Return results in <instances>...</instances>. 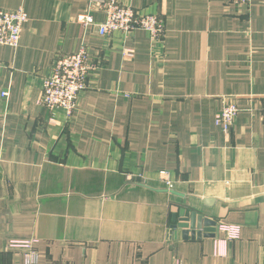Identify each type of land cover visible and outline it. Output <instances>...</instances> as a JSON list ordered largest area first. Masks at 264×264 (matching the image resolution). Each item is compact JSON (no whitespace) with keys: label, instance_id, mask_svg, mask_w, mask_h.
<instances>
[{"label":"crops","instance_id":"1","mask_svg":"<svg viewBox=\"0 0 264 264\" xmlns=\"http://www.w3.org/2000/svg\"><path fill=\"white\" fill-rule=\"evenodd\" d=\"M88 1L0 0L27 15L0 45V264L31 239L34 264H264V0H119L163 19L160 59L141 29L81 28ZM80 47L101 66L69 119L49 115L33 73ZM180 211L214 235L184 238Z\"/></svg>","mask_w":264,"mask_h":264},{"label":"built area","instance_id":"2","mask_svg":"<svg viewBox=\"0 0 264 264\" xmlns=\"http://www.w3.org/2000/svg\"><path fill=\"white\" fill-rule=\"evenodd\" d=\"M236 5L248 7L251 0H228ZM94 11L103 15L101 21L92 17ZM27 21L23 7L15 9L0 8V45L15 47L18 45L22 27ZM76 22L83 29H93L100 36H109L114 32L128 35L136 29L145 31L151 42V55L160 59L164 52L165 25L157 14L145 13L119 0H89L84 11L76 17ZM101 66L100 61L90 59L87 49L80 47L72 53H59L53 57L48 69L33 73L40 85V102L49 115L61 112L69 119L75 110L78 98L89 86L91 75ZM7 91H0V99L5 100ZM238 108L232 101H225L216 114L215 123L225 133L229 132L235 123ZM264 118V106L261 108ZM160 177L171 188L172 181L167 172L160 170ZM167 239H173V229H167ZM34 239L24 241H9L7 246L21 252L23 264H34L37 251Z\"/></svg>","mask_w":264,"mask_h":264},{"label":"water","instance_id":"3","mask_svg":"<svg viewBox=\"0 0 264 264\" xmlns=\"http://www.w3.org/2000/svg\"><path fill=\"white\" fill-rule=\"evenodd\" d=\"M180 217L178 223H176L175 217L172 219V227L180 228L181 234L184 238L191 236V238L201 237L202 234L206 236H213L215 230L214 221L204 219L201 214L191 212L189 216H184V211H180ZM212 225L213 227H209Z\"/></svg>","mask_w":264,"mask_h":264}]
</instances>
